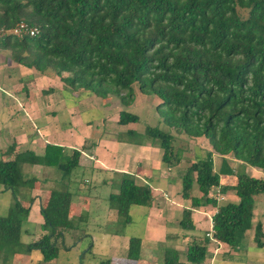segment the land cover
Here are the masks:
<instances>
[{
    "label": "trees",
    "instance_id": "obj_1",
    "mask_svg": "<svg viewBox=\"0 0 264 264\" xmlns=\"http://www.w3.org/2000/svg\"><path fill=\"white\" fill-rule=\"evenodd\" d=\"M19 22L36 27L37 33L17 36L7 31ZM0 50H8L24 67L58 75L71 90L101 99L115 97L124 106L133 102L136 84L142 93L159 98L156 109L165 125L193 138L203 136L214 152L261 169L263 177L252 176L223 158L215 171L212 151L187 166L179 176L181 195L191 206L182 211L181 227L194 228L192 208L211 204L217 210L201 242H188L185 260L179 250L166 247L162 264H203L210 238L233 249L244 246L254 198L264 192V0H0ZM138 121L137 114L119 111L118 124ZM117 139L139 145L145 139L159 140L167 166L181 160L174 136L157 126L145 125L143 132L128 129ZM81 154L80 148L46 143L41 154L26 149L10 159L0 157V183L15 197L7 215L0 216L2 264L20 251L38 250L44 260L55 259L61 247L58 239L72 227V192L52 188L40 208L46 232L21 242L30 206L15 193L36 181L21 166L55 167L64 183ZM221 174L233 176L235 182L222 183ZM194 184L200 197L190 194ZM216 189L233 190L237 201L219 204L211 194ZM153 199L151 186L131 175H124L118 190L107 196L126 222L131 221L132 205L151 206ZM253 242L264 247L261 222L254 225ZM140 251L141 238L130 237L126 256L137 260Z\"/></svg>",
    "mask_w": 264,
    "mask_h": 264
},
{
    "label": "rangeland",
    "instance_id": "obj_2",
    "mask_svg": "<svg viewBox=\"0 0 264 264\" xmlns=\"http://www.w3.org/2000/svg\"><path fill=\"white\" fill-rule=\"evenodd\" d=\"M242 13L244 14L245 12L243 11ZM1 52L2 53L0 54V60H5L4 63L7 66H10L9 70H1V72L4 78H6V73L10 71L9 74H11L10 76H12L11 78L13 80L12 86H9V81H6L5 83L9 86L8 88H10V90H6L7 95L13 96V98L15 99V101L9 103L6 101L2 102L0 97V123L2 129L8 127V129L13 130V133L17 130L16 135L23 132L24 135L27 136L28 128L24 126L26 124L25 120H28L30 123H32L35 132L41 136H44L45 133L48 134L56 132L62 128V132L64 134L66 133V135L65 137L63 136L58 139L57 142L64 144L66 150H70L72 146L75 148L78 147L83 150L79 159V167L83 166L84 168H86L88 166H92V168L97 171V168H99L98 165H96V163L92 165L96 156L94 155V153L86 154L83 146H92V142H94L98 138L103 141V144H105L104 148H109V146H112V143H110V141L112 142V140H114H110L109 138L113 136H115V140L113 142H118L119 140L117 138L119 136V133L122 131L118 130L119 126H117L119 111L121 109L129 111L131 110L130 112H134L139 116V121L133 123L135 129L139 130L144 128L145 125H151L157 126L165 131H169L175 138L173 144L175 145V149H177L176 151H179V153H181V157L182 153H185L183 156V165L175 167L172 173H168L166 170L167 164L161 160L162 149L159 147L160 152L153 149V146L159 145V140L155 141L151 139H145V144H147L148 146L152 145V147H145V151L142 153L140 159H137L136 162H138L139 164L143 163L144 165L152 168V171H156L155 175H157V170L160 169L162 172H166L165 174L167 176L173 175L179 177L184 169L189 166L188 164H190L191 160L196 161L198 159L204 158L208 150L212 151L211 157L213 159L214 167L216 168L220 164V160H218L217 155L212 149V146L208 142L207 138L204 137V139L201 136L200 138L202 139H194L193 141V137H190L185 133L182 134L186 137L181 136L182 134L177 132L175 129L165 125L162 122L161 116L158 114V111L156 109L157 104L160 102L159 98L154 95H147L142 93L139 90L138 85L135 84L134 86V99L129 106L122 105L119 99L115 97L101 99V97L95 96L93 94H88L90 92L82 91H78L80 94H75L60 77L57 76L53 77L52 79H46L42 75H40L41 73H39L38 71L35 70L34 72L33 69L31 73L33 78H31V81H27V85H24L23 82L20 83L17 81L16 74L19 75L20 71L18 67H14L16 63L11 57L10 52L8 50H2ZM63 75H66V73H63ZM23 86H26L29 93L26 94L25 91H23ZM51 87L52 91H49L48 89ZM3 94L6 93H0V96H3ZM14 103H16V106L12 107ZM21 113L24 114L23 121H21L22 117H20L22 115H19ZM88 121H90V124L88 123L87 125L86 122ZM82 123L86 124V126ZM69 125H75L76 127L81 126L82 133H69V136L68 128H66V126ZM88 126H91V128L87 130ZM139 132H143V130ZM86 133H88L87 136L85 135ZM16 135H12V139L9 138V142H7L6 144V140L3 138L5 137V135L3 134L1 136L2 139L0 140V148L3 147L1 150H4L13 142L16 145H22L20 146L22 150L25 148V146H29L24 142L27 141L28 138H25L24 140L21 138L19 139L20 142H18L16 140ZM31 146L33 148L35 147V145ZM116 147L118 148L119 144ZM91 149L93 150V148ZM134 149L135 150H132V153L136 152L137 150L136 148ZM96 153L97 152H95V154ZM232 161L230 160V163L231 165H233L234 169H242L246 172V165H243L241 163L238 166L235 163L233 164ZM141 169L144 170L142 166ZM94 170V174H92L90 173L89 169H86L85 171L83 170V168L75 169L73 175L76 174V179H72L71 176L68 181L63 183L60 182L61 175L55 167L47 170L45 168L39 169V165L33 167V165L31 164H23L21 166V171L24 174L33 175L37 180L49 177L50 180L53 181L52 182L50 180H47L45 183L39 182V188L42 190L40 192L34 191L33 195H31V192H33L31 190L32 188L26 186L21 187L16 191L15 195L25 206L30 205L33 198L37 203L38 194H41L44 199V201L41 200L40 204L37 203V207H35V205L33 204L34 201L31 204L32 207L35 208V210L33 211H35V214H37L36 217L39 218V221L37 222L33 220L34 215L27 219L24 224L26 228L24 234H22L21 236V242L26 244L28 242L37 240L46 232L41 228V221L43 222V217L40 213V208L43 204H45L46 197H48L49 192L52 188L64 189L66 187V189H69L70 191L75 190L71 200L72 209L70 218L72 220H70L72 227L67 230L65 229L63 231V237L61 239H58V243L61 245V247L59 250V254L55 259L48 261L44 260L42 254L38 250H33L30 253H24L20 251L16 252L10 258L8 264H100L102 261L107 260L110 263L111 257L117 259L118 257H125L127 241L130 237L134 236L139 237L142 239V241H144L143 249H146L147 252H149L148 255L151 254V251H148L151 248V250H153L152 255L154 254L158 258L162 256L163 244L166 245L172 242L171 239H169V236L164 239L165 235L163 234H173L176 232V228L182 230L180 228V221L178 220L179 217L174 218L175 222H172V224H168V222H166L165 224L163 222H158L157 226L159 225L160 227L158 231L153 226L154 222L150 221V223H152L153 225H151L152 227H147L148 223L146 221V217L143 214V210L145 209L144 206H132L130 210L131 221H124L123 218L117 216L118 214L116 210L114 208H111L109 203L106 201L109 191L116 192L118 190V184L120 180L116 181V178L121 177L123 173H117L118 175L114 176L110 174V176L112 177L111 179L114 183L107 182V185L104 186V183H102L101 181V179L104 177L102 176V174H100V172L95 174ZM98 174L99 178H97V180L95 179L94 181L91 180L90 182H86L84 186L82 185V183H80L83 179V176L89 175L90 179H94L95 176L98 177ZM160 182H154L153 186L163 189L165 184L163 182ZM78 186H83V188H80V191H77L78 189L76 187ZM82 189H86L84 191V194H86V196L81 195ZM158 192H160L164 198L165 189L161 191L159 190ZM83 196L86 197V203L84 202V204L81 199ZM31 197L33 198L31 199ZM14 198L15 197L13 196L11 190L4 189V186L0 183V216L7 215L9 207L14 202ZM77 208L81 209V214L83 213V215H86L81 218H74L80 217L75 213L77 212ZM164 215L165 221H167L168 217L171 216L168 212H165ZM192 218L193 217L191 215V220ZM253 225L254 222L251 223L252 229H254ZM157 232H159V235L157 234ZM106 234L108 236V239H104V236ZM248 235L249 237H253L254 232L252 230H247V232L245 233V244L247 242ZM195 238L196 239H194V241H198L197 235H195ZM188 241L190 242L191 240L188 239ZM157 242L161 243L162 246ZM198 242H200V240ZM247 243L248 245H250L253 244V241L250 242V244L249 242ZM187 244L188 242L186 244L185 242H181L178 244V249L180 250V252H184L186 250ZM157 246H159L160 248H158V250H155V247ZM241 247L242 251L239 250L240 252L237 257V261L239 262V264H264V249H258L253 245L252 249L245 246ZM157 257H151L149 263H161V258L158 259ZM0 264H2L1 260ZM203 264L208 263L205 262Z\"/></svg>",
    "mask_w": 264,
    "mask_h": 264
},
{
    "label": "crops",
    "instance_id": "obj_3",
    "mask_svg": "<svg viewBox=\"0 0 264 264\" xmlns=\"http://www.w3.org/2000/svg\"><path fill=\"white\" fill-rule=\"evenodd\" d=\"M1 51L2 50H0V54L2 53ZM0 58H1V55H0ZM0 61H1L0 62L1 63L0 64L1 65V69H0V76H1L0 77V93H6V94H3V96H0V97H1V101L2 102L6 101V102L10 103V102L15 101V99L13 98V96L7 95V91L6 90H8V89L10 90V88H8V87L13 85L12 84L13 80L11 78L12 76H10L11 75V74H9L10 71H8L6 73L7 74L6 78H4V76H3L2 72H1V70L2 71L9 70L10 66H7L4 63L5 60L1 59ZM15 63L16 64H15L14 67H18L19 71H20L19 75L16 74L17 75L16 76L17 77V81L20 82V83L23 82L24 85L25 84L27 85V81H31V78H33L31 73H32L33 70L35 72V69L32 70V68L24 67V66L18 64L17 62H15ZM40 75H42L46 79H52L53 77H57L58 76V75H53L52 76V75H45V74H40ZM6 81H9V86L5 84ZM2 86H4V87H2ZM23 87H24L23 91H25L26 94L29 93V91H27L26 86H23ZM71 91L73 93H75V94H80L78 91H74V90H71ZM88 94L92 95V93H88ZM14 106H16V103H14V105H12V107H14ZM17 115H18V113H17ZM19 115H22V116H20V117H22V119L21 118L20 119H21V121H23L24 114L21 113ZM25 121H26V124L24 125V122H23V125L28 128L27 129V132H28L27 136H25L23 132H21V133L19 132L20 134L16 135L17 130L14 131V133H13V130L12 129H8V127L2 129L1 128V123H0V140L2 139L1 136L3 134L5 135V137H3V138L6 140V144H7V142H9V138L12 139V135H16V140L18 142H20L19 139H21V138L23 140L25 138H28V140L24 141V142L26 143V145H29V146H25V148L23 150H26V149L33 150L34 152L39 153V154L44 152L46 143H55V144H59V145L64 147V144L57 142L58 139H60L63 136L65 137V135H66V133L64 134L62 132L63 131L62 128L60 130L56 131V132H52V133H48V134L45 133L44 136L43 135L41 136V135H38L35 132V129L33 128V124L32 123H30L28 120H25ZM86 123L88 125V123L90 124V121H88ZM82 124H84V123H82ZM84 125L86 126V124H84ZM72 126L71 125L66 126V128H68V134L69 133L70 134L82 133V130H81L82 128H81L80 125H78L80 127H76L75 125H72ZM117 126H119L118 130H120V131L122 130L121 132H124V131H126L128 129H135L133 123H128L126 125H121V126H120V124L117 123ZM70 127H72V128H70ZM90 128H91V126L90 127L88 126L87 130L90 129ZM135 130H137V129H135ZM142 130L144 131V128L139 129L137 131L139 132V131H142ZM6 134H9V135H6ZM70 134H69V136H70ZM180 134H182V133H180ZM85 135L87 136L88 133H86ZM181 136H184V135L182 134ZM113 137H111L109 139L110 140L111 139L115 140V136H113ZM184 137H186V136H184ZM194 139H202V138L195 137L192 140L194 141ZM114 140H112V142L110 141V143H112L111 144L112 146H109V148H104L105 144H103V141H101V139H98V138L94 141L95 142L94 145L84 148L86 154H91V153L93 154L94 153V155L96 156V158L94 160V163H92V165L95 164V163H96V165H98L99 168H97V171L94 170L92 168V166L91 167L88 166V167L84 168L83 166L79 167V165H78V167H76L75 169H78V168L82 169L83 168L84 171L86 169H89L90 173H92V174H94L93 170H94L95 174L100 172V174H102V176L104 177V178L101 179L102 183H104V186L107 185V182L114 183L113 180L111 179L112 177L110 176V174H112V176H114V175H118L117 173H123V175L121 177L116 178V181L121 180V178L124 175H131L140 184L148 183L151 186V188H152V192H153V196H154L152 205L151 206H144L145 209L143 210L144 211L143 214L146 217V221L148 223V226H147L148 228H149V226L153 225L152 223H150V221L154 222L153 226L158 231H159V228H160L159 225L157 226L158 222H163L164 224L166 222H168V224H170V223L172 224V222H175L174 218H177V217H179L178 220L180 221L181 217H182L183 209L184 208H188V207L191 206L190 199H185L181 195V180H180V176L179 177L178 176H173V175L167 176L165 174L166 172L164 173L160 169L157 170V175H155L156 171H152L153 170L152 168H150L147 165H144L143 163L139 164L138 162H136L137 159H140L142 153L145 151V147H149V146L152 147V145L148 146L147 144H145V140L143 141L142 145L141 144L140 145L139 144H132V143H129V142H124V141L113 142ZM118 144H119V147H120V151H119V147L118 148L116 147ZM31 145H35V147L33 148ZM20 146H22V145H20ZM20 146H19V144L16 145L13 142L11 145L6 147L4 150H1L3 147L0 148V157L3 158V159L12 158L16 152L23 151L20 148ZM157 146H153L154 147L153 149L158 151V152H160V148H159L160 145H157ZM10 147H13V150L8 152V148H10ZM15 147H16V149H15ZM72 148H74V147L72 146ZM76 148H78V147H76ZM91 148H93V150ZM134 148H136L137 150H136V152L132 153V150H135ZM95 152H97V153L95 154ZM184 154L185 153L183 152L182 153V157H181V153H180L181 160H180L179 163H177L176 165L167 166L166 170H167L168 173H172L174 171L175 167L183 165V163H184L183 162ZM215 154L217 155L218 160H220V164L216 168L214 167L215 171L220 170L221 162H222L223 158H226L228 160V163H229V165L232 168H233V165H231L230 160L231 161L233 160L232 163L233 164L235 163L238 166H239V164H241V162L239 160L233 158L231 155H224L223 156V155H220V154H218L216 152H215ZM96 160L98 161V163H97ZM135 162H136V164H135ZM192 162H194V160H191L190 164ZM79 164H80V161H79ZM190 164H188V165H190ZM38 165H39V169H42V168L43 169L45 168L47 170L48 169H52L51 167H47V166H44V165L40 166V164H34L33 167H36ZM141 166L143 167L144 170L141 169ZM158 168H159V165H158ZM35 169H37V168H35ZM258 169L259 168L246 165V172H248V174L250 173V175L252 174V175H254L256 177H263V173L260 171V169L259 170ZM73 172L71 173L72 179H76L77 176H76V174L73 175ZM71 176H70V178H71ZM33 177H35V176H33ZM89 177H90L89 175L83 176V179H82V181L80 183H82V185L84 186L86 182H90L91 180L94 181L95 179L97 180V178H99V174H98V177L95 176L94 179H92V178L90 179ZM220 177H221V182L222 183H231V184H233L235 182V178L233 176H231V175L221 174ZM53 179H55V178H53ZM47 180H50V178L49 177H45V178H43L41 180H37L36 179V181L34 183V186L31 189L33 191V192H31V195H33L34 191H39L40 192L42 190V189L39 188V186H40L39 182L40 183H42V182L45 183ZM50 181H52V180H50ZM160 181L165 184V186L162 185V186H164L163 189H160V187L158 188V187H154L153 186L154 182L159 183ZM83 186L76 187L78 189V190L77 189L76 190L80 191V188H83ZM164 189H165V193H164L165 196L163 198V195L160 192H158V191L159 190L161 191V190H164ZM85 190L84 189L81 190V193H82L81 195H85L86 196V194H84ZM74 191L75 190L71 191L72 195H74ZM215 191H217V189L212 191L211 194H213V195H215L217 197L219 204H224V203L229 202V201H237V196H236V194H235V192L233 190H229V191H227L225 193H220V192L216 193ZM111 192H113V191H109V193H111ZM190 194L193 197H200L202 195V192L198 189L197 185L194 184L192 189H191ZM33 197H31V199ZM81 199L83 201V204H84V202L86 203V197L83 196ZM41 200L44 201L42 195L38 194L37 203L40 204ZM33 201H34V203H33ZM106 201H107V198H106ZM32 203L35 205V207H37L38 204L36 203L34 198L31 200V204ZM31 204L27 205V206H30V211H29L28 218H30L31 216L34 215L33 216V220L38 222L39 218L36 217L37 214H35V211H33V210H35V208H33ZM132 206H137V205H132ZM71 209L72 208L70 207L69 217L71 215ZM130 210H131V208H130ZM216 210H217V207H215V206H213L211 204L202 205V206H199V207L192 208L191 209V215L193 217L192 218V223L194 225L193 229L186 230V229H183L180 226V228L182 230H180L179 228H176V230H175L176 232L173 233V234H163V235H165L164 239L169 236V239H171L172 242H170V244L168 243L166 245L163 244V254L160 257L161 258V263H159V264H162V262H163L164 250L166 248L165 246H169V247H172V248H175V249L179 250L178 249V244L179 243L185 242V244H186L187 242H189L188 239L191 240L190 242H192V240L194 241V239H196L195 235H197L198 241L200 240V242H201L203 234H204V231L209 229L212 226L211 217L216 212ZM76 211L77 212H75V213L77 215H79L80 217H74V218H81V217L86 215L85 213H84L85 215H83V213L81 214V209H79V208H77ZM165 212H168L169 215H171L170 217H168L167 221H165V215H164ZM253 212H254L253 213L254 215H253V219H252L253 221L252 222H254V225L257 222H261L262 226L264 227V192L255 196L254 205H253ZM42 223L43 222L41 221V225H42ZM254 225H253V228H254ZM25 228L26 227L23 225L24 232H25ZM249 230L250 231L252 230L254 232V229H252V228L248 229V231ZM24 232H23V234H24ZM157 234L159 235V232H157ZM247 237H248L247 238V242H249V244H250V242L253 241V237L252 236L249 237V235ZM104 239H108L107 234L104 236ZM157 241H160V240H157ZM198 241L196 240V242H198ZM247 242H246V244L244 243L245 247H249L251 249H252V245L254 247H256L254 242H253V244H250V245H248ZM157 243L161 245V243H159V242H157ZM225 247H227V248H225ZM143 248H144V241H142V239H141V251H140L139 258L137 260L130 259V258H128L126 256L127 249H128V241H127L125 257H120V258L118 257V259L114 258V257H111L110 258L111 262L109 264H152V262L149 263L150 262V258L151 257L155 258L157 256H155L154 254L152 255L153 250H151V248H150V250H148V251H151L150 255H148L149 252H147V250L143 249ZM158 248H160V247L159 246L155 247V250H158ZM207 249H208V256H207L205 262H207L208 264H239V262L237 261V257H238V254L240 252L239 250L242 251V248L241 249H233V248H231L229 245H227L224 242H220V241H218V240H216L214 238H210V241L207 242ZM258 249H264V247L258 248ZM184 252H180L182 254V255L180 254V257L182 256L181 260H185ZM160 258H158V259H160ZM188 264H192V263H188Z\"/></svg>",
    "mask_w": 264,
    "mask_h": 264
},
{
    "label": "built area",
    "instance_id": "obj_4",
    "mask_svg": "<svg viewBox=\"0 0 264 264\" xmlns=\"http://www.w3.org/2000/svg\"><path fill=\"white\" fill-rule=\"evenodd\" d=\"M8 32H12L13 34L17 36H21L25 33H27L30 36H34L37 33V28L27 25L24 22H19L15 27L7 30ZM3 32V30H2Z\"/></svg>",
    "mask_w": 264,
    "mask_h": 264
}]
</instances>
